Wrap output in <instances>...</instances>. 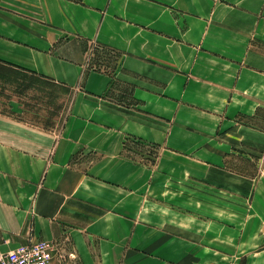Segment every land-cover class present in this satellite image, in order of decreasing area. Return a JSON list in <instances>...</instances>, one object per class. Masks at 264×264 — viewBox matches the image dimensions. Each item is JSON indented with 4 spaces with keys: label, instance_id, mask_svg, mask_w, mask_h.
<instances>
[{
    "label": "crops",
    "instance_id": "obj_1",
    "mask_svg": "<svg viewBox=\"0 0 264 264\" xmlns=\"http://www.w3.org/2000/svg\"><path fill=\"white\" fill-rule=\"evenodd\" d=\"M78 41L122 56L114 71L131 105L108 98L113 77L86 64ZM0 70L71 93L59 131L0 111V254L66 230L83 264L216 261L218 230L240 229L236 199L247 207L241 224L255 231L247 253L236 260L230 251L231 264H264V129L249 123L264 111V0H0ZM127 137L176 157L133 162L122 154ZM250 150L259 173L227 169L233 154L255 157ZM83 151L100 155L73 167ZM186 181L199 202L209 197L206 222L193 227L182 217L201 204L179 205L171 224L154 194ZM172 245L182 249L175 258Z\"/></svg>",
    "mask_w": 264,
    "mask_h": 264
},
{
    "label": "rangeland",
    "instance_id": "obj_2",
    "mask_svg": "<svg viewBox=\"0 0 264 264\" xmlns=\"http://www.w3.org/2000/svg\"><path fill=\"white\" fill-rule=\"evenodd\" d=\"M79 45L84 48L88 47L85 54V61L89 67H92L95 70L104 71L110 74L113 77L112 86L109 90L108 98L111 101H118L120 103L132 104V101L129 98V94L131 92V88L126 84H121L117 82L119 77L115 76V71H120L121 65L120 62L123 59L120 54L116 52H111L109 50H101L94 44H88L83 41H78ZM98 59V63L96 62ZM123 77V76H121ZM71 105V93L67 89H64L60 86H53V84L45 83L44 81H39V79H33L30 76L20 75L17 73L9 72V71H1L0 70V111L7 112L11 116H15L16 118H20L23 120H27L33 124L40 125L45 128H52L59 131L66 119L69 109ZM251 125L255 127H259L264 129V111H261L260 119L256 118L255 120L249 121ZM140 140L139 138L127 137L123 141V150L122 154L127 159L129 158L131 161L141 164L143 166L152 167L155 165V162L160 154L170 155L172 157H176V154L170 153L155 143L145 142L150 146L142 145L141 143H127L126 140ZM142 141V140H141ZM127 144V148L125 149L124 144ZM151 145H155L151 147ZM247 150V149H246ZM253 154L255 157L247 160V158L242 157L238 154H233L230 160L227 163V169L231 170L233 173L237 175H250L253 176L255 173H259L261 171V157L254 152H249ZM99 153L83 151L81 152L76 159L73 161L72 166L75 168L85 169L92 163L96 161L99 157ZM260 157V158H258ZM248 163V164H247ZM183 166V165H182ZM171 171L177 172H185V169H178L177 167L168 166ZM187 168V167H186ZM183 169V170H182ZM187 172L192 171L190 169H186ZM189 170V171H188ZM224 170V169H223ZM151 172H161V170H153ZM186 172V173H187ZM172 183V182H171ZM185 187L178 186L177 183H173L169 185L167 190L170 192L166 195L163 192L154 193L158 196L160 201L166 202L169 205L171 213L170 219L171 224H177L179 220V212H177L179 205L185 206L189 209L188 206L194 207L195 204H201L203 211L202 213H191L186 214V217H182L183 222L187 226L193 227L194 220L196 218L201 220L202 222H206L205 217L208 215L204 212V205L208 203L209 197L203 195L200 198L197 197L194 193L195 189L192 186L193 182H185ZM225 182H219V184ZM191 186H188V185ZM234 187L236 193H241L242 186L240 182H234ZM179 188V189H178ZM178 190V191H177ZM157 199V198H155ZM225 198L217 196V203L219 206L225 204ZM248 206V204H246ZM234 206L238 208V211L235 210L234 215V224L235 226H239L240 229H235L233 234L226 232L225 229L218 230V251H217V260L214 261L209 256L203 258V264H231V259L233 254L230 251H233L235 258L239 259L241 254L247 253L249 251V246H251V241L254 240L253 232L255 229L247 228L245 224H241L243 219L248 217V212L242 209L241 203L236 202ZM154 213V221L162 220L163 213L160 209L156 210ZM195 215L197 217H195ZM183 216V213H182ZM219 220L221 218L225 219V213H220L219 210ZM144 218V216H143ZM181 218V217H180ZM170 228V231H175L173 234L171 232V236L174 237L177 235L176 232L178 228L173 227ZM203 232L209 233V230L203 229ZM157 234H155L156 236ZM160 236V235H159ZM259 236V235H258ZM256 238H258L256 236ZM261 238V237H260ZM233 239V240H232ZM41 240L49 243L53 249V262L55 264H83L84 261L81 259V256L78 250L75 247L73 238L71 233L66 230H62L59 232V235L55 238L43 239ZM88 240V239H87ZM90 242V240H88ZM233 241V247L229 248L230 244H226V242ZM92 246V245H90ZM172 250L170 251V255L174 258L177 257V253L182 249L177 245H172ZM175 254V255H173ZM95 253H93L94 257ZM154 261H150L149 264H153ZM156 264V262H155ZM241 264V262H240Z\"/></svg>",
    "mask_w": 264,
    "mask_h": 264
},
{
    "label": "built area",
    "instance_id": "obj_3",
    "mask_svg": "<svg viewBox=\"0 0 264 264\" xmlns=\"http://www.w3.org/2000/svg\"><path fill=\"white\" fill-rule=\"evenodd\" d=\"M0 264H55L53 249L43 240H29L5 254H0Z\"/></svg>",
    "mask_w": 264,
    "mask_h": 264
},
{
    "label": "trees",
    "instance_id": "obj_4",
    "mask_svg": "<svg viewBox=\"0 0 264 264\" xmlns=\"http://www.w3.org/2000/svg\"><path fill=\"white\" fill-rule=\"evenodd\" d=\"M99 48H101V50H107V49H105V48H102V47H100L99 46ZM98 61V59H96V62ZM98 63V62H97ZM99 64V63H98ZM125 142H129V143H141L142 145H144V146H146V145H148V146H150L149 144H146L145 142H143V141H141V140H137V139H134V140H126ZM153 146H155V145H151V147H153ZM124 147H125V149L128 147L127 146V144L125 143L124 144Z\"/></svg>",
    "mask_w": 264,
    "mask_h": 264
}]
</instances>
